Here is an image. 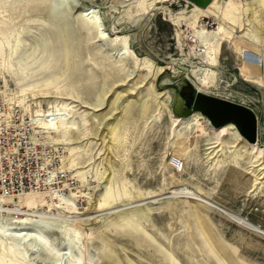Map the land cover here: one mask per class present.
<instances>
[{
    "label": "rangeland",
    "instance_id": "374dc122",
    "mask_svg": "<svg viewBox=\"0 0 264 264\" xmlns=\"http://www.w3.org/2000/svg\"><path fill=\"white\" fill-rule=\"evenodd\" d=\"M63 1L0 0L6 33L0 95L30 110L34 105V112L68 109L64 123L57 120L45 133L61 135L54 141L74 160L68 171L75 180L68 197L50 201L57 218L44 225L38 218L0 217V258L13 259L17 247L27 261L17 264H264V235L234 219L237 214L264 232V153L256 159L252 148L264 150V86L242 74L244 55L264 50V0L192 7L189 24L203 15L218 22L199 38L208 43L207 57L182 38L175 24L182 12L174 14L171 0ZM81 8L97 11L109 38L81 25ZM124 38L130 53L121 56ZM238 55L245 82L223 92L217 83L230 72L237 77ZM192 89L249 108L257 142L247 144L232 130L219 135L229 124L213 128L198 113L179 117L175 111L188 108ZM172 157L182 162L180 171ZM181 188L212 205L170 196ZM22 221L28 234L46 235L56 255L15 240L8 227ZM62 242H72V251Z\"/></svg>",
    "mask_w": 264,
    "mask_h": 264
},
{
    "label": "built area",
    "instance_id": "2783aa9c",
    "mask_svg": "<svg viewBox=\"0 0 264 264\" xmlns=\"http://www.w3.org/2000/svg\"><path fill=\"white\" fill-rule=\"evenodd\" d=\"M169 6L175 9L174 14L182 12V16L175 21L176 27L190 45V50L194 49L196 55H202L203 45L198 31L214 30L217 22L212 17L203 15L189 24L185 16L193 5L186 0H171ZM251 64L257 65L260 70L264 66L259 56ZM217 73L219 76L221 71ZM222 78L224 80H219L217 87L219 89L220 83H223L225 88H220L223 92L229 91L228 88L238 80L245 82L239 77L238 71L237 77L230 72L226 78ZM213 96L220 97L216 94ZM32 107L30 110V107L17 104L14 96L0 95V200H10L7 204H0V217L12 216L15 223L26 215L25 209L17 203L18 196L43 192L49 194L52 201L58 202V197H64L75 184L63 159L66 155L64 143L54 141L44 133L46 129L41 120H50V108L37 107L39 113L35 116ZM169 162L174 170L182 169L179 159L172 157Z\"/></svg>",
    "mask_w": 264,
    "mask_h": 264
},
{
    "label": "bare ground",
    "instance_id": "6f19581e",
    "mask_svg": "<svg viewBox=\"0 0 264 264\" xmlns=\"http://www.w3.org/2000/svg\"><path fill=\"white\" fill-rule=\"evenodd\" d=\"M212 1L213 0H210L209 4L206 7H204V8H199V7L194 6V5L192 7H194L195 9L196 8L205 9L208 6L211 5ZM216 1H218V2H226V1H229V0H216ZM55 2H57L61 6H65V2L63 0H55ZM66 3H67V1H66ZM77 12H78L79 17L81 18V22L80 23H81V25H83L85 27V29H87L89 31L97 32L98 33V37L101 38V39H104V38L107 39V38H109V34H107L106 31L104 30L103 25H102V22H101V19L97 15V11H95L93 9L81 8ZM213 19L215 20V18H213ZM215 21H217V20H215ZM188 23H189V21H188ZM217 25H218V22H217ZM215 29H217V27ZM201 30H203V29H201ZM214 30H211V31H214ZM205 31H207V30H205ZM203 33L204 34L198 33L199 34L198 35L199 38H200V36H204L206 34H210L211 32L209 31V32H203ZM5 35H6L5 28H1L0 27V48H2V46L6 47V42L4 41V38H3ZM116 39H118L117 36H116ZM201 44L203 45V50H202L203 51V54L200 55V57H207V48H206V45L208 43H205V45H204L201 42ZM121 52H122L121 53V56H122V54L124 55L126 53H128V54L130 53L129 50H128V47H127L126 38H124L123 48H122V51ZM256 56L261 57L262 60H263V62H264V50L263 49H260V52L258 54L246 53L244 55V61L247 62V63H251V62L254 61V59H255ZM239 58L240 59H239L238 64L235 65V66H238V67H240L241 64H242V59H241L240 56H239ZM149 66H150V64H149ZM7 67L9 68V63H7V65L5 66L6 69H7ZM236 69H237V67H236ZM258 69L260 70V68H258V66L255 65V67L252 68V70H250V71L245 72L244 70H242V74H243L244 77L249 78V79H252L253 82H255L257 84H261L262 86H264V74H262V72L260 73ZM7 70H6V72H7ZM261 71H264V66H263V69ZM62 109H63L64 112L57 111L56 109H54V107L51 106V112L48 114L49 116H51L50 120L49 119H47V121H45L44 119L41 120V122L43 123L42 125L44 126V128H46V127L50 128L53 125V123H55L57 120L64 123V120L65 119H63V118H64V116H67L66 113H67L68 109L65 108V107L62 108ZM38 113H39L38 111H35V116H38ZM197 118H198L197 115H193V119L194 120L197 119ZM66 119H68V118H66ZM60 125L62 126L64 124L60 123ZM226 130H232L233 131V134L234 133H237L236 130H235V128L231 124H229V125H227L225 127H222L219 130V133H220L219 135H221V133L224 134V132ZM107 131H108V135L111 138L114 137L115 136V132H116V126L113 125L110 128H107ZM45 134L47 136H49L52 140H56L57 138H60V136H61V135L60 136H58V135L57 136H54V135L49 134V133H45ZM252 148H253V150L256 149V151H258V154L256 156V159L259 158L264 153V150L259 149V147L256 148L255 146H252ZM180 153H181V151L175 152V154H177V155H180ZM173 156H175V155H173ZM63 159H64V162H65V165L67 166V169L69 168V166H71L72 164H74V160H72V157H71L70 153L68 155H65ZM261 172H263V178L262 179H264V169H262ZM260 184L262 185V188H263L264 181L261 182ZM69 191H71V189ZM68 192L65 194L64 197H68V195H69ZM107 193H109V191ZM169 194H170V196H173V197H176V198H185V199L192 198V199H195L197 201H202V202L208 204L209 206L212 205L209 201H205L202 197L196 195L194 192H192L188 188H181L179 190H174V191H171ZM64 197H62V198H64ZM251 197L252 196H250V198ZM59 199H60V197H58V200ZM50 201H52L51 196L49 194H46V193H43V192H40V193H24V194L18 196V198H17L18 205L21 208H26L27 209L24 212L26 214L25 217L31 218V219L38 218V222H36V223L42 224V225L45 224L43 221L46 220V219L49 220L50 218H57V216L54 214V212H51L52 209H55L56 208V206L54 208L52 202L50 203ZM9 202H10L9 199L8 200H0V204H7ZM42 207H46L47 208V210H46L47 212H43V211L37 212L36 211V210H40ZM211 207H214V205L211 206ZM4 211L7 213L6 210H4ZM30 211H32V212H30ZM240 218H241V216H239L237 214L234 215V219L238 223L242 224V226H244L245 228H247V229H249V230H251V231H253L255 233H259L261 235H264V232L261 231L260 229H258V227L254 226L253 224H250V223H248L246 221L243 222ZM23 221H26V220H23ZM23 221L21 222V225L22 226H20V227H16V226L15 227L14 226L13 227L12 226L11 227H8V230L9 231L10 230H15L16 231V236H15L16 239L15 240H18L21 243H22V241H27V242L28 241H33L34 243L39 244L42 252L46 256H51L53 253L55 254V252H53V248H51V245H50L49 240L47 239L46 235H44L40 230H38V231H35L34 230L33 231V233H34L33 235L28 234L29 232H26V231L30 230V227L29 226H26V224ZM30 223H35V222L34 221H31ZM6 227H7V225H6ZM1 229H2V227H0V235L3 233L1 231ZM3 229H4V227H3ZM62 246L67 247L68 252H71L72 249H73V243L72 242H69L68 244H65L64 242H62L61 243V247ZM10 252H12L11 253L12 254L11 256H13V259L6 260L5 258H3V259L0 258V264H15V262L17 264V261L18 260L19 261H22L24 263L27 262L24 253L19 248L16 247V250H12ZM116 263H118V261Z\"/></svg>",
    "mask_w": 264,
    "mask_h": 264
},
{
    "label": "water",
    "instance_id": "95a60500",
    "mask_svg": "<svg viewBox=\"0 0 264 264\" xmlns=\"http://www.w3.org/2000/svg\"><path fill=\"white\" fill-rule=\"evenodd\" d=\"M186 1L199 8L206 7L210 2V0ZM239 59V56L235 57L236 65ZM163 63L167 64L169 61ZM189 97L191 102L188 108L183 111H175L179 114V117H187L192 113H198L207 119L209 125L213 128L231 124L245 143L254 144L257 142V119L249 108L231 101L199 93L194 89L190 91ZM178 99L177 103L179 104L182 100Z\"/></svg>",
    "mask_w": 264,
    "mask_h": 264
},
{
    "label": "crops",
    "instance_id": "0c3cea01",
    "mask_svg": "<svg viewBox=\"0 0 264 264\" xmlns=\"http://www.w3.org/2000/svg\"><path fill=\"white\" fill-rule=\"evenodd\" d=\"M192 10V9H191ZM176 35H177V38H178V40H179V35L176 33ZM243 59H244V57H243ZM248 67H247V69H248V71H250V70H252V68H254L255 67V65H253V64H251V63H245ZM237 69L239 70V72H240V68L237 66ZM259 70V69H258ZM259 72H260V70H259ZM240 74V73H239ZM241 76V75H240ZM242 77V76H241Z\"/></svg>",
    "mask_w": 264,
    "mask_h": 264
}]
</instances>
